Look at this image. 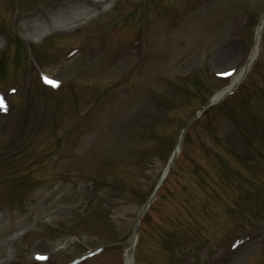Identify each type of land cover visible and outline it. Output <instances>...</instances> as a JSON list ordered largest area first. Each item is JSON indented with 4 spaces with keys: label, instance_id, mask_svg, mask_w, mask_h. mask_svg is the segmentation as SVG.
<instances>
[{
    "label": "rangeland",
    "instance_id": "obj_1",
    "mask_svg": "<svg viewBox=\"0 0 264 264\" xmlns=\"http://www.w3.org/2000/svg\"><path fill=\"white\" fill-rule=\"evenodd\" d=\"M106 1L0 0V264H264V0Z\"/></svg>",
    "mask_w": 264,
    "mask_h": 264
},
{
    "label": "bare ground",
    "instance_id": "obj_2",
    "mask_svg": "<svg viewBox=\"0 0 264 264\" xmlns=\"http://www.w3.org/2000/svg\"><path fill=\"white\" fill-rule=\"evenodd\" d=\"M91 2L92 3L90 6L91 7L90 10L85 9L82 12H79L78 14L73 16V19L70 22L71 25H76L79 22H81L82 20H84L86 18V16L95 13L97 6L99 4L105 3L107 1L106 0H93V1L91 0ZM263 29H264V20L261 23V27H259L257 32H256L255 43L253 45V48H252V51H251V54H250V57H249L247 63L242 67V69L237 74H235L233 76L230 84H235L241 80L243 75L247 72L246 68L251 67V65L253 64L257 55L260 53L261 43H262V39H263V37H262ZM223 92H224V90H220L219 93L215 96V98L218 99L222 95ZM181 140L179 141V143L177 145L178 153H180V151H181ZM124 264H135L134 257L132 254L129 253V250L127 251Z\"/></svg>",
    "mask_w": 264,
    "mask_h": 264
},
{
    "label": "water",
    "instance_id": "obj_3",
    "mask_svg": "<svg viewBox=\"0 0 264 264\" xmlns=\"http://www.w3.org/2000/svg\"><path fill=\"white\" fill-rule=\"evenodd\" d=\"M263 20H264V14H263V16H262V20H261V22L259 23V27H261V23H262ZM246 70H248V67H247ZM237 85H238V83H235V84L231 85L230 87L226 88V89L224 90V92L222 93V95H221L218 99L215 98V96L218 94V93H216V94H215V95H214V96H213V97H212V98L206 103V105H204V106L200 109V111H204L205 109H207L208 107H210L211 105H213L214 103H216L217 101H219L224 95H226V94L230 93L232 90H234V88H235ZM196 118H197V116H195L193 119H191V120H190V121H189V122L183 127L182 131L180 132L179 140H178V141H180L181 138H183V136H184L185 132L187 131L188 127L194 122V120H195ZM178 143H179V142H178ZM177 155H178V148L176 147L175 150H174V152H173L172 157H171L170 160H169L168 167H167L166 171L164 172V174L162 175V177H161V179H160V181H159V183H158V185H157V187H156V189H155V191H154V193H153V197H152V199H151V201H150V203H149L148 206H150L151 202L154 200V198L156 197L158 191L160 190L162 184L164 183V181L166 180L167 176L169 175V173H170V171H171V169H172V167H173V165H174V163H175V161H176ZM145 211H146V209L140 214L139 219H138V223H139L140 218L143 216V214H144ZM137 226H138V225H137Z\"/></svg>",
    "mask_w": 264,
    "mask_h": 264
},
{
    "label": "snow or ice",
    "instance_id": "obj_4",
    "mask_svg": "<svg viewBox=\"0 0 264 264\" xmlns=\"http://www.w3.org/2000/svg\"><path fill=\"white\" fill-rule=\"evenodd\" d=\"M0 110H5V111L7 110L6 102L4 101V98L2 96H0Z\"/></svg>",
    "mask_w": 264,
    "mask_h": 264
}]
</instances>
